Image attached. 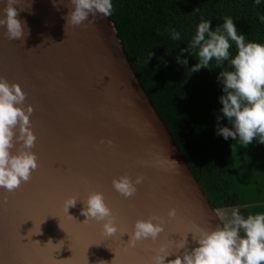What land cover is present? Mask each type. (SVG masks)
Returning a JSON list of instances; mask_svg holds the SVG:
<instances>
[{
  "label": "water",
  "instance_id": "water-1",
  "mask_svg": "<svg viewBox=\"0 0 264 264\" xmlns=\"http://www.w3.org/2000/svg\"><path fill=\"white\" fill-rule=\"evenodd\" d=\"M4 7L0 0V16ZM17 7L28 32L11 40L0 26V77L19 83L25 105L33 106L38 168L15 191L0 188V264H148L153 249L180 239L168 229L220 224L219 209L140 82L110 16L97 13L73 26L66 19L70 0H22ZM124 174L144 177L132 197L113 188V178ZM92 191L112 209L120 229L114 236L81 214L79 200ZM71 196L79 200L67 213ZM153 215L166 222L165 232L129 246V234L121 233ZM194 246L189 233L187 248Z\"/></svg>",
  "mask_w": 264,
  "mask_h": 264
},
{
  "label": "clouds",
  "instance_id": "clouds-1",
  "mask_svg": "<svg viewBox=\"0 0 264 264\" xmlns=\"http://www.w3.org/2000/svg\"><path fill=\"white\" fill-rule=\"evenodd\" d=\"M261 2L254 0L257 6ZM21 3L22 0H5L4 15L0 16V26L6 28L7 37L11 40L22 39L28 32L27 22L18 19L22 9L17 6ZM55 3L56 0H53ZM70 4L72 7L66 19L67 24L73 26L81 25L90 15L94 17L100 13L110 16L113 12V0H70ZM260 19L264 22V16ZM169 35L173 41L181 40V33L175 28L169 29ZM233 45L235 55L230 51ZM194 50L198 61L192 66V72L209 68L212 61L218 67L225 61L229 62L230 70L220 71L217 79L222 84L223 93L219 97V111L231 127L219 126L217 134L225 140L239 139L244 147L254 138L264 144V43L247 41L243 33L238 34L231 17H225L223 24L215 29L210 19H202L187 49L182 48L181 53L188 51L192 55ZM177 59L187 64L186 59L179 56ZM26 95L19 83H9L5 77H0V188L7 191H13L22 182H27L38 167L36 154L32 151L36 135L31 128L30 117L34 109L30 104L25 105ZM220 119L218 116L217 120ZM108 143L111 144V141ZM16 144L22 148L13 151ZM143 182L142 175L133 179L124 174L113 178L112 185L120 195L128 198ZM78 200L76 196L65 200L67 213ZM79 201L84 205L81 214L86 220L100 222L105 237L120 231L102 192L92 191L86 200ZM176 215L175 208L168 209V218L173 219ZM216 215L221 219L220 224L207 228L197 225L181 235L179 240L161 243L153 249L148 264H264V212L245 216L239 208H233L226 221L225 212L218 211ZM164 232L163 219L153 215L135 220L131 231L125 230L121 235L128 233L130 239L127 243L135 247L141 241H157ZM189 233L195 242L191 250L187 248ZM181 249L184 251L181 252ZM170 256L175 258L167 259Z\"/></svg>",
  "mask_w": 264,
  "mask_h": 264
},
{
  "label": "trees",
  "instance_id": "trees-1",
  "mask_svg": "<svg viewBox=\"0 0 264 264\" xmlns=\"http://www.w3.org/2000/svg\"><path fill=\"white\" fill-rule=\"evenodd\" d=\"M264 0H113L110 18L128 59L214 208H239L242 215L264 212V144L225 140L216 132L231 125L219 109L220 71L229 62L192 72L197 63L187 44L202 19L215 29L231 17L238 34L264 43ZM181 33L173 41L169 29ZM235 55V45L230 49ZM186 59L182 64L177 57ZM221 119L218 121L217 117Z\"/></svg>",
  "mask_w": 264,
  "mask_h": 264
},
{
  "label": "snow or ice",
  "instance_id": "snow-or-ice-1",
  "mask_svg": "<svg viewBox=\"0 0 264 264\" xmlns=\"http://www.w3.org/2000/svg\"><path fill=\"white\" fill-rule=\"evenodd\" d=\"M37 168H38V167H37ZM16 189H17V188H16ZM16 189H14L13 191H15ZM137 192H138V189H137L136 193H137ZM136 193H135V194H136ZM135 194H134V195H135ZM176 217H177V215H176ZM176 217H175V218H176ZM175 218H173V219H175ZM165 223H166V222H165ZM190 229H191V228H187V229H183V230H182V229H177V230H175V231H170V230L168 229V230H167V235L170 237L171 234H173V233H178L179 236H181V235H182V232H185V233H186V232H187L188 230H190ZM135 247H136V246H135Z\"/></svg>",
  "mask_w": 264,
  "mask_h": 264
},
{
  "label": "rangeland",
  "instance_id": "rangeland-1",
  "mask_svg": "<svg viewBox=\"0 0 264 264\" xmlns=\"http://www.w3.org/2000/svg\"><path fill=\"white\" fill-rule=\"evenodd\" d=\"M235 207H228V208H220L219 211L225 212L227 215L224 217V220L226 221L227 219L230 218L231 215V210Z\"/></svg>",
  "mask_w": 264,
  "mask_h": 264
}]
</instances>
